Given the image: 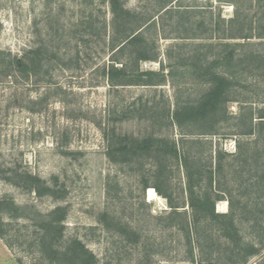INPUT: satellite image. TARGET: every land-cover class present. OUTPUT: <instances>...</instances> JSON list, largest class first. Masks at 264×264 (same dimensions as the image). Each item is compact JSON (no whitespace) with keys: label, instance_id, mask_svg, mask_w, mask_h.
I'll return each mask as SVG.
<instances>
[{"label":"rangeland","instance_id":"rangeland-1","mask_svg":"<svg viewBox=\"0 0 264 264\" xmlns=\"http://www.w3.org/2000/svg\"><path fill=\"white\" fill-rule=\"evenodd\" d=\"M122 1L125 8L158 22L156 29L143 30L159 52L158 61L140 62L141 70L156 71L160 60L168 61L166 50L174 59L178 53L191 50V43L197 41L182 40L177 35L186 29L187 33H201L210 18L231 17L235 3L248 7L247 0H172L174 9L165 14L158 12L163 0ZM263 2L251 13L259 14ZM110 20L107 0H0V60H6L8 54L21 57L24 50L38 44L45 46L48 54L43 67L47 72L39 76L26 78L15 73L4 77L0 71V198L21 206L33 205L42 213L58 204L66 205L64 238L81 239L96 255L98 264H191L184 235L177 227L165 224L169 211L166 199L154 187H142L141 175L151 172V162L141 166L111 161L100 127L114 124V114L131 108L134 102L150 99L173 107L176 99L194 97L201 86L166 82L110 88L102 75V68L111 62ZM201 20L205 25L197 26ZM183 41L186 44H181ZM228 109L235 113L238 104L232 102ZM115 126L137 136L151 129L150 122L138 118L116 121ZM157 131L172 139L180 137L175 126ZM235 140L234 134L214 135L212 151L221 147L234 152ZM202 148L207 149V144L194 150ZM15 170L29 171L48 181L57 176L65 186V197L58 201L39 198L15 186L5 179ZM167 173L172 177L174 198L183 205L182 168L172 165ZM230 177L231 173L226 179L230 181ZM234 187L238 197L236 191L242 188L237 180ZM186 208L185 204L179 209ZM228 209L226 199L215 204L216 211ZM102 212L137 230L140 241L127 240L114 225L107 227L100 219ZM259 215L264 218V212ZM0 218L5 223L4 239L9 242L7 245L0 238V264H35L38 254L32 245L33 222L8 217L5 211H0ZM243 232L248 238L245 229ZM263 256L264 249L261 255L251 257L249 264Z\"/></svg>","mask_w":264,"mask_h":264},{"label":"trees","instance_id":"trees-1","mask_svg":"<svg viewBox=\"0 0 264 264\" xmlns=\"http://www.w3.org/2000/svg\"><path fill=\"white\" fill-rule=\"evenodd\" d=\"M107 2L112 54L102 75L110 88L166 82L173 86L197 84L201 88L192 98L176 99L173 107L147 99L114 114V124L100 127L108 145L106 154L117 163L142 166L151 162V172L141 175L142 187H154L166 199L169 211L165 224L177 227L184 235L191 264H249L250 258L261 255L264 249V218L259 215L264 212L260 207L264 204V2L259 14L251 13V9L262 0H247V8L235 3L234 13L227 19L210 18L201 33H187L186 29L177 38L197 40L191 43L193 48L178 53L174 59L166 50L168 61L160 60L157 71L141 70L140 62L158 61L154 42L143 32L150 27L156 29L158 22L152 16L143 17L125 8L122 0ZM171 2L163 0L158 12L171 14ZM200 25L205 21H199L197 26ZM7 56L0 60L4 77L19 73L29 78L47 72L43 67L48 54L42 44L27 48L21 57ZM232 102L238 104L235 113L228 109ZM133 118L150 122L151 129L141 136L117 130L116 121ZM172 126L177 127L179 139L158 134V129ZM228 134L236 135L235 151L215 147L213 152L211 137ZM205 144L207 149L194 150ZM172 165L183 171V205L173 195L172 177L167 173ZM5 179L39 198L58 201L66 195L57 176L48 181L29 171L15 170ZM236 180L242 188L236 191L238 197L234 191ZM224 199L229 209L216 211V202ZM185 204L187 208L180 210ZM0 211L8 217L33 222L32 245L38 254L35 264H98L96 255L81 239L64 238L66 205L58 204L42 213L33 205L21 206L12 199L0 198ZM100 216L107 227L114 225L127 240L140 241V233L134 228L106 212ZM5 233V223L0 218V238L4 239ZM255 264H264V256Z\"/></svg>","mask_w":264,"mask_h":264},{"label":"bare ground","instance_id":"bare-ground-1","mask_svg":"<svg viewBox=\"0 0 264 264\" xmlns=\"http://www.w3.org/2000/svg\"><path fill=\"white\" fill-rule=\"evenodd\" d=\"M226 203V202H225ZM222 205V204H221ZM220 211V210H219Z\"/></svg>","mask_w":264,"mask_h":264}]
</instances>
